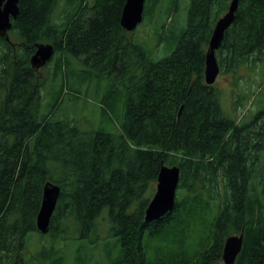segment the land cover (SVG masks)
Returning a JSON list of instances; mask_svg holds the SVG:
<instances>
[{"label":"trees","instance_id":"16d2710c","mask_svg":"<svg viewBox=\"0 0 264 264\" xmlns=\"http://www.w3.org/2000/svg\"><path fill=\"white\" fill-rule=\"evenodd\" d=\"M65 1L57 22L58 0H20L10 40L0 38V264L27 263L28 236L40 232L36 217L48 181L61 187L49 232L61 233L72 222L87 237L105 215L121 247L108 264H220L226 237L241 232L235 264H264V107L248 120L232 119L222 109L220 90L205 81L206 51L232 0H191L174 50L158 60L122 27L126 0ZM160 3L146 0L144 19L153 18ZM40 43L124 84L119 132L84 131L50 112L37 115L48 79L31 65ZM216 55L221 70L233 75L264 60V0H239ZM164 164L180 167L187 199L177 196L173 212L146 222L149 193ZM213 202L218 213L210 242L198 256L164 244L180 203L183 222L198 215L191 235ZM39 255L45 264L65 259L54 260L46 249Z\"/></svg>","mask_w":264,"mask_h":264},{"label":"rangeland","instance_id":"374dc122","mask_svg":"<svg viewBox=\"0 0 264 264\" xmlns=\"http://www.w3.org/2000/svg\"><path fill=\"white\" fill-rule=\"evenodd\" d=\"M177 1L176 6L173 0H161L156 15L151 19L145 18L133 31L134 39L152 60L170 55L176 46L177 37L186 27L191 0ZM66 9V1L58 0L52 14L54 20L60 22ZM67 56L68 53L57 51L53 59L41 68L42 74L48 79L41 90L42 101L37 115L43 116L50 112L52 119L67 118L84 131L119 132L126 106L124 84L72 55ZM59 58L62 62L60 70L53 78L52 72ZM215 85L220 90L221 105L226 116L238 120L250 119L264 107V60L241 67L236 75L221 70ZM156 186L157 182L153 183L155 191ZM154 193H149V196ZM184 194H188V191L178 187V200L186 201ZM185 211V203H180L175 214L178 219L173 221L176 228L165 236L164 244L171 249L177 247L179 253L185 251L189 257L195 258L210 242V228L213 226V217L218 213V206L213 202L212 211L210 208L201 212L200 220L191 226V235H188V228L198 215H189L185 223L182 220ZM65 226L56 235L54 231L47 234L31 232L28 249L24 253L26 264H45L46 261H42L39 255L45 249L54 260L65 256L61 264H108L111 258L120 255V244L117 243V237L112 235L105 215L99 219L98 231L87 237H80V230L72 222H67ZM219 263L225 264L223 260Z\"/></svg>","mask_w":264,"mask_h":264},{"label":"water","instance_id":"95a60500","mask_svg":"<svg viewBox=\"0 0 264 264\" xmlns=\"http://www.w3.org/2000/svg\"><path fill=\"white\" fill-rule=\"evenodd\" d=\"M145 3L146 0H126L121 14V25L126 31H133L142 23ZM238 7L239 0H232L227 13L215 25L206 51L205 81L208 85L214 84L221 72L216 53L222 45L226 30L235 20ZM19 14L20 0H0V38L5 37L10 40L9 31L13 27V20L17 19ZM54 54L55 47L52 43L38 44L36 52L31 57L32 67L36 70L41 69L47 65ZM180 175L179 166L162 165L157 178L156 191L145 210L146 222L159 220L168 212L174 211ZM60 194L61 187L59 184L52 181L45 184L42 202L36 217L37 228L43 234H47L51 229L52 217ZM243 244V232L226 237L222 255L225 264H235L243 249Z\"/></svg>","mask_w":264,"mask_h":264}]
</instances>
